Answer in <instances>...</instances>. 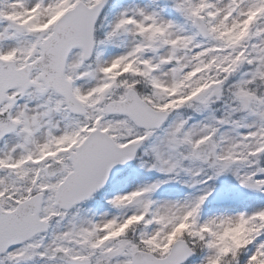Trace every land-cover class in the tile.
<instances>
[{"label": "snow or ice", "instance_id": "6c2138e0", "mask_svg": "<svg viewBox=\"0 0 264 264\" xmlns=\"http://www.w3.org/2000/svg\"><path fill=\"white\" fill-rule=\"evenodd\" d=\"M0 264H264V0H0Z\"/></svg>", "mask_w": 264, "mask_h": 264}]
</instances>
